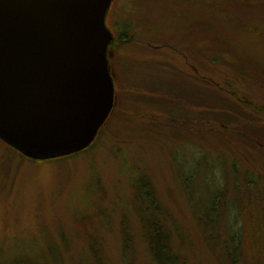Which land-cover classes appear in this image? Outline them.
I'll use <instances>...</instances> for the list:
<instances>
[{"label":"rangeland","instance_id":"obj_1","mask_svg":"<svg viewBox=\"0 0 264 264\" xmlns=\"http://www.w3.org/2000/svg\"><path fill=\"white\" fill-rule=\"evenodd\" d=\"M105 24L91 144L0 143V264H157L154 227L186 264H264V0H111Z\"/></svg>","mask_w":264,"mask_h":264},{"label":"water","instance_id":"obj_2","mask_svg":"<svg viewBox=\"0 0 264 264\" xmlns=\"http://www.w3.org/2000/svg\"><path fill=\"white\" fill-rule=\"evenodd\" d=\"M111 0H0V140L48 160L88 147L114 102Z\"/></svg>","mask_w":264,"mask_h":264},{"label":"trees","instance_id":"obj_3","mask_svg":"<svg viewBox=\"0 0 264 264\" xmlns=\"http://www.w3.org/2000/svg\"><path fill=\"white\" fill-rule=\"evenodd\" d=\"M119 38H122V36L119 35ZM0 143L5 145L8 149L14 151L16 154H19L22 157V154L14 150L12 147L9 145L5 144L3 141L0 140ZM82 151V150H81ZM75 154V153H74ZM73 155V154H71ZM69 156V155H67ZM66 156L58 157V159L64 158ZM27 158V157H25ZM30 159V158H27ZM56 159V158H53ZM53 159H48V160H53ZM33 160V159H31ZM35 161H43V160H35ZM146 194V193H145ZM147 196H150L149 194H146ZM152 195V194H151ZM214 198V205L211 209H216L219 198L218 195L213 194L212 195ZM149 246H150V251L151 254L153 255L154 259L156 260L157 264H186L183 259H179L178 255L172 251V247L169 243V237L166 235V232L154 227L152 230V234L150 236L149 240Z\"/></svg>","mask_w":264,"mask_h":264}]
</instances>
